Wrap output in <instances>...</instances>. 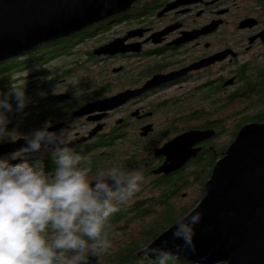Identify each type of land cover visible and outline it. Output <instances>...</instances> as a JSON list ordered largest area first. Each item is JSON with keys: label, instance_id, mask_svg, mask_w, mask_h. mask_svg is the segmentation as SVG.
Segmentation results:
<instances>
[{"label": "flooded vegetation", "instance_id": "obj_1", "mask_svg": "<svg viewBox=\"0 0 264 264\" xmlns=\"http://www.w3.org/2000/svg\"><path fill=\"white\" fill-rule=\"evenodd\" d=\"M252 2L134 0L124 10L35 45L32 110L37 120L19 126L25 133L12 140L45 122L48 131L71 127L70 146L87 153L94 165L116 159L126 167H141L144 182L116 213L120 223L137 221L134 207L150 204L157 183L172 178L164 188L173 191L170 202L192 208L211 173L210 156L224 154L235 136L228 123L233 110L224 111L232 104L220 109L219 99L232 98L239 79L264 72V42L255 37L264 28V0ZM245 18L255 23L240 27ZM111 41L112 50L101 51ZM112 96L116 99L108 100ZM27 107L19 113L13 109L7 129ZM189 130L212 134L192 145L197 152L181 166L155 172L165 160L155 150ZM6 153L11 152L1 154ZM28 159L45 163L50 171L54 167L43 147Z\"/></svg>", "mask_w": 264, "mask_h": 264}, {"label": "clouds", "instance_id": "obj_2", "mask_svg": "<svg viewBox=\"0 0 264 264\" xmlns=\"http://www.w3.org/2000/svg\"><path fill=\"white\" fill-rule=\"evenodd\" d=\"M10 94L19 113L27 103L23 88L12 87ZM8 97L9 92L0 94V143L16 134L6 128L13 112ZM47 129L45 122L23 136L19 149L0 154V264H89L112 247L110 218L144 182L141 167L116 159L94 165L87 153L70 146L71 127ZM42 147L52 156L51 171L39 160L29 162L28 156ZM199 220L194 208L178 214L170 234L180 245L147 240L137 254L146 264H170L177 251L192 250Z\"/></svg>", "mask_w": 264, "mask_h": 264}, {"label": "water", "instance_id": "obj_3", "mask_svg": "<svg viewBox=\"0 0 264 264\" xmlns=\"http://www.w3.org/2000/svg\"><path fill=\"white\" fill-rule=\"evenodd\" d=\"M133 1L0 0V61L124 10ZM254 23L253 18H245L239 26ZM255 37L264 42V28ZM114 45L111 41L101 51ZM112 99L116 96L108 98ZM211 134L210 130H189L161 145L155 153L165 160L155 172L181 166L197 152L192 145ZM24 144L23 137L0 143V154ZM193 208L200 220L194 226L192 250L177 251L174 258L193 264H264V122H247L236 130L224 154L215 160L204 193ZM171 225L151 240L156 244L167 240L169 248L180 245L171 239Z\"/></svg>", "mask_w": 264, "mask_h": 264}, {"label": "trees", "instance_id": "obj_4", "mask_svg": "<svg viewBox=\"0 0 264 264\" xmlns=\"http://www.w3.org/2000/svg\"><path fill=\"white\" fill-rule=\"evenodd\" d=\"M27 50V52L25 50L14 57L0 61V66L3 64V62L6 61H11L12 63L15 61L14 65H16L17 63H21L22 61V64H20L17 70L26 68L28 66L34 67L37 59V55L35 54V46ZM7 68L0 67V94H2V92H9L8 99L10 102L14 99H12L10 90L8 91L7 88H9L8 86L10 85V83H12L14 78H12L10 71L7 72ZM20 87L23 88V91L25 90L26 98L36 97V89L32 81L29 83H22ZM24 87H26V89H24ZM231 97L232 98H225L222 103H220L221 99H219V108L234 103V120L232 122L234 132H236V130H238L244 123L264 122V72L255 74V77L239 79L234 91V95ZM247 110H249V112H246ZM33 112L34 109H30L27 110L26 114L19 119H12L9 124L10 129L14 130L16 127L32 124L37 120L35 112ZM226 113H229V110H227ZM206 122L207 121L204 122V125L206 124ZM221 155H223L222 152H219L217 156H210L209 166H213L215 157L219 158V156ZM200 158L201 157H199L198 159ZM197 161L200 163L199 160ZM204 161L205 160H203V162ZM43 168L45 169V171H50L47 170L48 165H46L45 163ZM205 170V168L202 170L203 174L207 172ZM181 173L182 172H179V174ZM178 177L179 176H177L176 178ZM172 179L163 180L162 183H157L155 188L156 193L153 201L150 204L143 205L139 203L134 207L133 213H137V215L139 216L138 219L140 221L137 228L132 225L133 223L131 222L120 223L119 221H117L116 213L118 211L110 218L109 238L111 240L112 247L108 250L107 253L98 255L94 263L89 264H146L142 256L136 255V252L139 250V246L143 242L151 240L159 232H161L167 226L171 225L178 214L189 210V208L187 207L176 208L175 206H173V203L170 202L171 199L169 198V195L172 196L173 191H169L168 194V191H165L164 188L172 183ZM170 264L193 263L174 258L170 261Z\"/></svg>", "mask_w": 264, "mask_h": 264}, {"label": "rangeland", "instance_id": "obj_5", "mask_svg": "<svg viewBox=\"0 0 264 264\" xmlns=\"http://www.w3.org/2000/svg\"><path fill=\"white\" fill-rule=\"evenodd\" d=\"M238 3L239 4H242L243 3V0H238ZM251 3L252 0H251ZM233 19V18H232ZM234 20L232 21V28L234 29V31L236 32L235 28H234V24H233ZM20 58V57H19ZM20 60V59H19ZM15 62V61H14ZM14 62L12 63L11 61H6V62H3V64L0 66V67H4V68H7V72H11V76L12 78H14V80L12 81V83H10V85L8 86L9 88H7V90H11L12 87H17V86H20L22 85V83H29V82H33L35 81V78L37 75L34 74V71H35V67H31V66H28L26 68H21L19 70H17V68L20 66V64H22V61L21 63H17L16 65H14ZM15 69V70H14ZM30 71V73H29ZM28 81V82H27ZM4 93V92H2ZM13 99V98H12ZM27 99V105H31V107H27L26 108V111L27 110H30L34 107L33 105V100L34 98H26ZM9 103L12 104L13 106V109L15 108V101L14 100H11ZM226 110H234V103L228 107L227 109H225L224 111ZM246 112H249V110H247ZM14 116V114L10 115L9 118H12ZM234 120V117L230 118L228 120V123L232 124ZM23 128H16L14 131L17 135H22L24 134L25 132H23ZM14 134L13 137L16 135ZM225 140V136H222L220 137V141H224ZM9 152H12V151H9ZM172 203L176 206V204H179L177 201H172ZM139 219L136 221V222H132L136 228L138 227V223H139Z\"/></svg>", "mask_w": 264, "mask_h": 264}]
</instances>
